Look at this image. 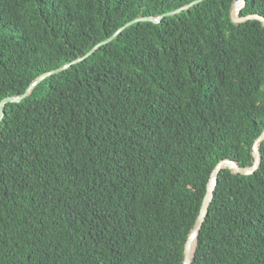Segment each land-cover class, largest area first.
<instances>
[{
	"label": "trees",
	"instance_id": "trees-1",
	"mask_svg": "<svg viewBox=\"0 0 264 264\" xmlns=\"http://www.w3.org/2000/svg\"><path fill=\"white\" fill-rule=\"evenodd\" d=\"M194 1L0 0V105ZM236 1L135 23L5 105L0 264H184L216 166L264 132V24ZM260 154L221 170L192 264H264Z\"/></svg>",
	"mask_w": 264,
	"mask_h": 264
},
{
	"label": "water",
	"instance_id": "water-1",
	"mask_svg": "<svg viewBox=\"0 0 264 264\" xmlns=\"http://www.w3.org/2000/svg\"><path fill=\"white\" fill-rule=\"evenodd\" d=\"M205 0H196L192 3H190L189 5H186L180 9H177L175 11L169 12V13H165L161 16L158 17H151V16H147V17H139L137 19H134L133 21L125 24L123 27H121L113 36H111L110 38H108L107 40L99 43L98 45H96L93 49H91L84 57H82L81 59L75 60L69 64L64 65L61 68H58L56 70L50 71L42 76H40L39 78H37L34 82H32V84L30 85V87L27 89V91L22 95V96H17V97H7L5 98L0 105V122L3 119L4 116V107L7 103L10 102H14V103H18L21 100H23L24 98H26L27 96H29L31 94V92L33 91V89L39 84L41 83L44 79H46L49 76L58 74L68 68H70L72 65L79 63L82 60H85L87 58H89L90 56H92L100 47L112 42L114 39H116L119 34L121 32H123L126 28L132 26L135 23L138 22H155V23H159L163 18L165 17H169V16H173L176 15L178 13H180L183 10H187L189 8H191L192 6L198 5L200 3H202ZM238 4V6H237ZM246 5V0H237L234 3V6L232 8V12H231V19L233 21V23L239 24V23H244L247 22L249 20L252 19H256L261 21L264 24V17L259 15V14H254V15H248V16H241V11L242 9L245 7ZM264 141V132L261 134V136L256 140L254 147H253V156H254V162L251 166L249 167H242L239 165V163L237 161L231 160V159H227L224 161H221L215 168L212 178L209 181V184L207 186V191L205 194V197L203 199V203L201 206V210L199 213V216L197 218L196 224L194 226L193 231L191 232L188 242L186 244V248H185V259H184V264H192V259L195 255V250L192 252V245L193 242L196 243L197 245V240L198 237L201 233L202 227L204 225V222L207 218V215L209 213V209L212 205V202L214 200L215 197V192L217 189V185H218V180H219V174L221 172L222 169H224L225 167H230L232 169V172L234 174H242V175H252L256 172V170L259 168L260 163H261V154H260V144ZM196 247V246H195Z\"/></svg>",
	"mask_w": 264,
	"mask_h": 264
},
{
	"label": "bare ground",
	"instance_id": "bare-ground-1",
	"mask_svg": "<svg viewBox=\"0 0 264 264\" xmlns=\"http://www.w3.org/2000/svg\"><path fill=\"white\" fill-rule=\"evenodd\" d=\"M238 6V4H237ZM195 246H196V243L193 242V245H192V252L195 250Z\"/></svg>",
	"mask_w": 264,
	"mask_h": 264
}]
</instances>
